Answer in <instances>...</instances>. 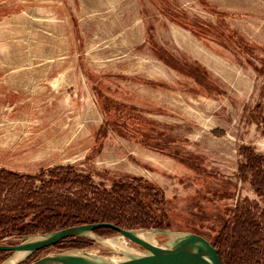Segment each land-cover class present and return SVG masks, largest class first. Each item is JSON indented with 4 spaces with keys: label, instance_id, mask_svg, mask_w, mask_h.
<instances>
[{
    "label": "rangeland",
    "instance_id": "obj_1",
    "mask_svg": "<svg viewBox=\"0 0 264 264\" xmlns=\"http://www.w3.org/2000/svg\"><path fill=\"white\" fill-rule=\"evenodd\" d=\"M107 99L110 117L134 107L176 154L132 132L97 137ZM249 152L263 170L264 0H0V243L110 221L161 244L200 234L221 264H264ZM240 216L247 255L223 227ZM94 247L122 256L80 234L18 264Z\"/></svg>",
    "mask_w": 264,
    "mask_h": 264
},
{
    "label": "water",
    "instance_id": "obj_2",
    "mask_svg": "<svg viewBox=\"0 0 264 264\" xmlns=\"http://www.w3.org/2000/svg\"><path fill=\"white\" fill-rule=\"evenodd\" d=\"M97 229L115 231L142 246L150 254L117 263H95L82 256L58 253L28 264H221L218 249L200 234H182L177 242L169 248L160 249L139 239L130 229L110 221L88 222L63 227L50 233L39 235L40 238L32 242H27V239H24L14 244L0 243V251L13 253L19 250H28L32 253L51 246L69 236H76Z\"/></svg>",
    "mask_w": 264,
    "mask_h": 264
},
{
    "label": "trees",
    "instance_id": "obj_3",
    "mask_svg": "<svg viewBox=\"0 0 264 264\" xmlns=\"http://www.w3.org/2000/svg\"><path fill=\"white\" fill-rule=\"evenodd\" d=\"M239 40H242L241 37H239ZM99 95V94H98ZM106 100V99H105ZM109 99H107L106 102H100V108L102 110V112L104 113V115L106 116V119L104 120V123H102V125H100L99 129L96 132L97 137L100 136H104L106 135V133L108 132L109 129L116 131L119 134H126L127 132H132V134L130 136L132 137H138L139 138V142L150 146L152 148H156V149H160V150H164L167 151L170 154H176L175 152H170V150H166L165 149V144L166 141L164 140H158L157 137L152 136L147 129L146 130H142L141 128H138L139 126L136 125V116H133L131 111L132 109H135L134 107H130L131 109L128 111H124L122 112L120 109H117V112L115 114L114 113V117H110V113H111V108L109 107L108 103H109ZM116 117V118H115ZM160 134V133H159ZM157 133V135H159ZM247 161L249 163L252 164L251 166V171H252V175H253V182L252 184L256 187L255 191L258 193V195L262 196V198L264 199V168L263 170H260L261 168V161L262 159H260V157L253 155L251 152H249L247 154ZM248 165H244L241 167L242 172H244L246 170V168H248ZM112 189L115 191H124L125 189V184L120 183L115 181L112 184ZM136 195H139L138 192H136ZM150 197V196H148ZM69 201V200H68ZM153 203H157L155 200ZM46 209H48L49 212L51 213H57V208L52 207L49 208L46 207ZM238 210H242V211H246V213L248 214L249 209H246L244 207H240L238 206ZM244 211V212H245ZM264 215V214H263ZM242 216L235 218L236 219V225L234 227H230L229 225H227V223H225L224 230H227L228 233L230 232L231 237L234 238V241H232L230 243V245L235 246H239V244L243 245V250L245 251V254L247 255L250 251V244L251 243V237L249 238H245L242 234H239V231L241 229H249L250 226L248 223L240 220ZM247 225V226H246ZM233 235V236H232ZM251 238V239H250ZM214 244V243H212ZM219 252V251H218ZM220 254V253H219Z\"/></svg>",
    "mask_w": 264,
    "mask_h": 264
},
{
    "label": "bare ground",
    "instance_id": "obj_4",
    "mask_svg": "<svg viewBox=\"0 0 264 264\" xmlns=\"http://www.w3.org/2000/svg\"><path fill=\"white\" fill-rule=\"evenodd\" d=\"M131 232L138 237L139 239L157 247L160 249L169 248L172 244L176 243L179 237L182 235L180 233L168 231L166 235L168 236V241L165 244L156 242V237H158L159 231L156 230H145V229H135ZM165 233V232H164ZM90 235L94 239H97L102 246L111 247L116 254H122L121 257H108V256H99L97 254L98 249L94 248H83V249H69L64 253L69 255H78L82 256L95 263H117L122 261L130 260L134 257L147 256L150 252L144 248H135L130 245L129 242H132L127 237L118 234L109 238L96 237L92 232L84 233ZM40 238L39 235L30 236L27 238V242L36 241ZM96 241V240H95ZM135 243V242H133ZM31 252L28 250H19L13 252L2 264H18L26 259V257ZM31 255V254H30ZM49 256H52L51 254ZM47 256V257H49Z\"/></svg>",
    "mask_w": 264,
    "mask_h": 264
}]
</instances>
